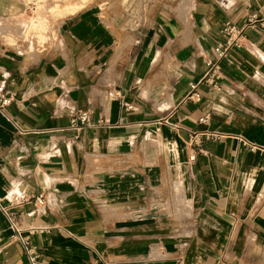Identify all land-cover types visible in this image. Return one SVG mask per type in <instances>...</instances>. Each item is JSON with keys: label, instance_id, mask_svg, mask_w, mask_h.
I'll list each match as a JSON object with an SVG mask.
<instances>
[{"label": "crops", "instance_id": "1", "mask_svg": "<svg viewBox=\"0 0 264 264\" xmlns=\"http://www.w3.org/2000/svg\"><path fill=\"white\" fill-rule=\"evenodd\" d=\"M41 1L0 0V264L15 226L41 264H264V0Z\"/></svg>", "mask_w": 264, "mask_h": 264}, {"label": "built area", "instance_id": "2", "mask_svg": "<svg viewBox=\"0 0 264 264\" xmlns=\"http://www.w3.org/2000/svg\"><path fill=\"white\" fill-rule=\"evenodd\" d=\"M260 21L258 14L252 13L246 19L243 26H238L231 21H227L220 31V41L214 47V52L216 59L210 58L208 60V65L210 66V72L215 75L218 71L219 61L227 56L233 49L241 48L244 45V40L246 39V31L248 28L254 27V25ZM194 87V86H193ZM14 94L9 92L8 94L0 95V109L9 105L13 100ZM92 116L88 110L78 109L71 117V127L77 130L82 129L85 126H89L92 123ZM203 120V119H201ZM254 149V147H253ZM45 197L43 194L36 197V202L38 204H43ZM16 236L21 240L25 255L28 259L29 264H41L39 261V254L35 246L29 241L22 237L21 229L15 226Z\"/></svg>", "mask_w": 264, "mask_h": 264}, {"label": "rangeland", "instance_id": "3", "mask_svg": "<svg viewBox=\"0 0 264 264\" xmlns=\"http://www.w3.org/2000/svg\"><path fill=\"white\" fill-rule=\"evenodd\" d=\"M98 2L100 0H43L39 3H35L32 5V3L30 4L31 7L32 6H37L38 7V10L41 11V12H38L36 14H40L43 12V14L45 15H50V14H53L55 11H64V10H78L80 8H83L86 4H90L92 2ZM173 4L172 6L173 7H177V10L179 12H184V10L187 8V5H184V6H180L179 5V2L180 0H173ZM37 4V5H36ZM30 7V8H31ZM50 21V18L47 16V18H43V19H39V29L40 30H47V26H48V23ZM37 24V23H35ZM36 29V27L34 28ZM33 30V29H32ZM45 33L43 32H39V35H38V40L40 41V44H43L47 38H46V35H44ZM29 36H31V33H29Z\"/></svg>", "mask_w": 264, "mask_h": 264}]
</instances>
